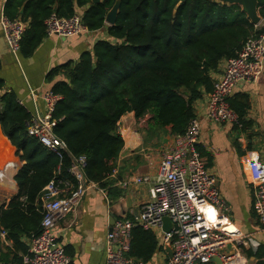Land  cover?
Returning a JSON list of instances; mask_svg holds the SVG:
<instances>
[{
	"label": "trees",
	"instance_id": "1",
	"mask_svg": "<svg viewBox=\"0 0 264 264\" xmlns=\"http://www.w3.org/2000/svg\"><path fill=\"white\" fill-rule=\"evenodd\" d=\"M116 1L8 0L4 14L27 24L20 52L29 57L48 36L46 20L53 13L66 18L79 14L88 30L97 31L104 29L106 15ZM259 14L264 25V0H259ZM261 33L262 26L252 23L239 4L122 0L116 24L108 28L110 40H98L77 60L50 71L52 90L63 96L53 114L57 119L54 131L72 155L87 157L88 180L108 187L105 180L114 170L112 161L125 144L118 132L122 117L131 112L137 119L152 114L157 127L171 126L173 134L184 133L196 117V102L214 89L213 74L220 63L237 56L250 37ZM2 66L0 58V71ZM58 76L64 79L55 81ZM241 96L229 102L245 129L250 102L247 97L238 101ZM30 119L16 92L6 91L0 77V122L25 161L15 176L18 193L0 209V228L22 254L28 252L23 237L41 231V191L59 168L60 178L70 177L72 162L69 153L61 159L28 134ZM158 249L153 231L134 228L130 256L150 262ZM14 259L15 264H23L22 256Z\"/></svg>",
	"mask_w": 264,
	"mask_h": 264
},
{
	"label": "built area",
	"instance_id": "2",
	"mask_svg": "<svg viewBox=\"0 0 264 264\" xmlns=\"http://www.w3.org/2000/svg\"><path fill=\"white\" fill-rule=\"evenodd\" d=\"M6 42L14 54L20 53L21 40L27 24L21 19L1 17ZM47 35L69 37L88 31L82 16L60 17L53 13L47 20ZM264 72V33L250 37L237 56L227 60L224 73L208 95L207 116L216 123H232L242 128L238 113L229 98L235 89L246 82H256ZM63 96L52 89L44 94L48 112L31 115L27 124L30 136L37 137L44 146L61 159L65 153L72 157L70 178H60L59 168L39 196L43 213L41 231L29 238L28 252L23 264H70L65 245L60 241L58 224L78 207L91 186L88 180L85 155L74 156L66 141L56 135L53 117ZM202 124L195 118L186 131L176 134L174 144L163 153L158 175H134L118 183L122 188L130 184L152 183L151 199L130 218H118L106 236V264H148L129 255L134 228L163 232V241L171 246L172 255L166 264H215L219 257L224 264H249L246 250L256 249L252 234H246L233 223L231 207L223 199L217 177L211 172L198 149ZM248 169L254 191V208L264 232V160L256 151H249ZM25 200V197H22ZM165 217L173 223L170 231L163 228ZM3 230V235H5Z\"/></svg>",
	"mask_w": 264,
	"mask_h": 264
},
{
	"label": "crops",
	"instance_id": "3",
	"mask_svg": "<svg viewBox=\"0 0 264 264\" xmlns=\"http://www.w3.org/2000/svg\"><path fill=\"white\" fill-rule=\"evenodd\" d=\"M7 1L0 0V58L3 65L0 77L5 80V90L16 92L19 102L32 116L37 112L46 114L48 107L44 94L54 85V81L48 79L50 71L56 66L77 60L84 51L92 50L98 40H110L108 29L88 30L69 37L48 35L31 56L25 57L21 52L14 54L6 42L1 25ZM259 26L263 27V21ZM227 60L224 59L218 71L213 74L215 82L224 73ZM62 79L64 76H58L55 81ZM209 93L196 102L195 118L202 124L198 149L206 159L208 169L217 177L221 195L231 207L233 223L244 233L252 234L258 243L256 249L246 250L249 264H264V232L260 231L259 217L254 208L255 196L245 156L249 151H256L264 160V72L256 82L239 85L230 97L242 95L238 101L245 97L249 99L245 129H239L232 123L220 124L209 119ZM118 132L122 134L125 144L118 158L112 161L114 170L105 180L109 183L108 187L98 182L96 186H91L77 213L68 214L58 224L60 241L71 257L70 264H106V236L114 218L132 217L151 199L152 183L130 184L127 188H122L118 183L134 175H150L155 178L163 153L174 144L176 135L172 133L171 126L157 127L152 114L137 119L133 112L122 117ZM9 161L2 165L5 167ZM19 161L12 174L0 168V186L16 191L11 198L0 202V209L7 207L18 193V183L16 185L14 178ZM117 188L121 190L120 195H116ZM3 230L0 228V264H15V255L23 259L24 254L14 247L6 230L3 235ZM153 232L158 238L159 249L154 259L146 263L166 264L170 255L168 245L163 241L164 234ZM23 241L29 248V237L24 236Z\"/></svg>",
	"mask_w": 264,
	"mask_h": 264
},
{
	"label": "water",
	"instance_id": "4",
	"mask_svg": "<svg viewBox=\"0 0 264 264\" xmlns=\"http://www.w3.org/2000/svg\"><path fill=\"white\" fill-rule=\"evenodd\" d=\"M121 1L122 0H117L113 7L109 10V12L106 15V24L105 28L108 29L109 26L116 24L117 17L119 14V10L121 7ZM224 4H239L242 6V9L244 12L247 13L249 19L251 20L252 23L256 25H260L262 23L263 19L261 15L259 14V0H218ZM101 0H92V3H99ZM90 6V4L88 5ZM24 9H22V12ZM262 31L264 32V25L262 27ZM17 158L20 160L21 165L18 167L17 172L15 175L18 173V171L23 167L25 164V161L21 159V156L18 155V148L11 142L9 137L5 134L2 124L0 122V165L5 163L7 160H11L13 158ZM14 181L17 185V182L14 178ZM114 218V222H115ZM113 222V223H114ZM173 227V223L169 217H165L164 219V230L166 232L170 231ZM168 254L171 256L172 255V248L171 246L167 247ZM213 261L216 264H224L223 261L219 257H214Z\"/></svg>",
	"mask_w": 264,
	"mask_h": 264
},
{
	"label": "rangeland",
	"instance_id": "5",
	"mask_svg": "<svg viewBox=\"0 0 264 264\" xmlns=\"http://www.w3.org/2000/svg\"><path fill=\"white\" fill-rule=\"evenodd\" d=\"M262 24V23H261ZM17 160H10L8 163L5 164V167L3 165H0V168H3L4 170H6V173H13V170H15V168H17L18 163H16ZM14 175V174H13ZM12 177V175H11ZM6 182L10 184V181L6 179ZM16 193V191L6 188L4 186H0V202H4L9 198H11L14 194Z\"/></svg>",
	"mask_w": 264,
	"mask_h": 264
},
{
	"label": "bare ground",
	"instance_id": "6",
	"mask_svg": "<svg viewBox=\"0 0 264 264\" xmlns=\"http://www.w3.org/2000/svg\"><path fill=\"white\" fill-rule=\"evenodd\" d=\"M16 158V157H15ZM17 159V158H16ZM17 161H19V159H17ZM21 165V162L19 161V166ZM14 171V170H13Z\"/></svg>",
	"mask_w": 264,
	"mask_h": 264
}]
</instances>
